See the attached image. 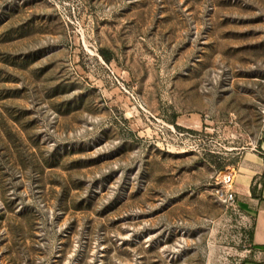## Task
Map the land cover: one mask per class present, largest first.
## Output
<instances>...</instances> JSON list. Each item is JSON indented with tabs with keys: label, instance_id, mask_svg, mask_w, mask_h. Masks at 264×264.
Listing matches in <instances>:
<instances>
[{
	"label": "rangeland",
	"instance_id": "rangeland-1",
	"mask_svg": "<svg viewBox=\"0 0 264 264\" xmlns=\"http://www.w3.org/2000/svg\"><path fill=\"white\" fill-rule=\"evenodd\" d=\"M263 108L264 0H0V264L249 260Z\"/></svg>",
	"mask_w": 264,
	"mask_h": 264
},
{
	"label": "crops",
	"instance_id": "crops-1",
	"mask_svg": "<svg viewBox=\"0 0 264 264\" xmlns=\"http://www.w3.org/2000/svg\"><path fill=\"white\" fill-rule=\"evenodd\" d=\"M262 176H264V130L260 133L256 149L247 153L232 183L234 194L248 205V213L254 217L251 245L254 255L242 264H264V182H262ZM253 186H258L259 190L255 198L252 195Z\"/></svg>",
	"mask_w": 264,
	"mask_h": 264
},
{
	"label": "built area",
	"instance_id": "built-area-1",
	"mask_svg": "<svg viewBox=\"0 0 264 264\" xmlns=\"http://www.w3.org/2000/svg\"><path fill=\"white\" fill-rule=\"evenodd\" d=\"M262 113V125H263V130H264V108L263 110L261 111ZM222 198H224V201L227 202V203H232L235 201V194L233 192V189H232V184H231V187L229 189H227L226 191L222 192Z\"/></svg>",
	"mask_w": 264,
	"mask_h": 264
},
{
	"label": "bare ground",
	"instance_id": "bare-ground-1",
	"mask_svg": "<svg viewBox=\"0 0 264 264\" xmlns=\"http://www.w3.org/2000/svg\"><path fill=\"white\" fill-rule=\"evenodd\" d=\"M221 181L226 184L228 186V188H230L231 185V181L233 179V176H231V174H224L221 176Z\"/></svg>",
	"mask_w": 264,
	"mask_h": 264
},
{
	"label": "trees",
	"instance_id": "trees-1",
	"mask_svg": "<svg viewBox=\"0 0 264 264\" xmlns=\"http://www.w3.org/2000/svg\"><path fill=\"white\" fill-rule=\"evenodd\" d=\"M263 180H264V176H262V182H264ZM258 191H259L258 186L252 187V195L254 198L257 197ZM250 239H251V245H252V240H253V233L252 232L250 233Z\"/></svg>",
	"mask_w": 264,
	"mask_h": 264
}]
</instances>
